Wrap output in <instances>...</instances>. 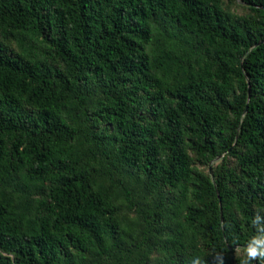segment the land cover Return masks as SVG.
Segmentation results:
<instances>
[{"label": "trees", "instance_id": "obj_1", "mask_svg": "<svg viewBox=\"0 0 264 264\" xmlns=\"http://www.w3.org/2000/svg\"><path fill=\"white\" fill-rule=\"evenodd\" d=\"M258 213L264 0H0V264H240Z\"/></svg>", "mask_w": 264, "mask_h": 264}, {"label": "clouds", "instance_id": "obj_2", "mask_svg": "<svg viewBox=\"0 0 264 264\" xmlns=\"http://www.w3.org/2000/svg\"><path fill=\"white\" fill-rule=\"evenodd\" d=\"M256 227V234L248 241L241 252L240 264H253L254 261L264 262V216L259 213L252 219ZM237 251H240L237 249ZM191 264H205L201 258L196 257ZM214 264H225L223 252L214 253Z\"/></svg>", "mask_w": 264, "mask_h": 264}, {"label": "rangeland", "instance_id": "obj_3", "mask_svg": "<svg viewBox=\"0 0 264 264\" xmlns=\"http://www.w3.org/2000/svg\"><path fill=\"white\" fill-rule=\"evenodd\" d=\"M231 9L236 11V12H244V10L242 8H240V6L237 4H232Z\"/></svg>", "mask_w": 264, "mask_h": 264}, {"label": "water", "instance_id": "obj_4", "mask_svg": "<svg viewBox=\"0 0 264 264\" xmlns=\"http://www.w3.org/2000/svg\"><path fill=\"white\" fill-rule=\"evenodd\" d=\"M219 158H217L216 160H218ZM209 174L211 177H213V173H212V170H211V167H209ZM235 249H237V247H234Z\"/></svg>", "mask_w": 264, "mask_h": 264}]
</instances>
